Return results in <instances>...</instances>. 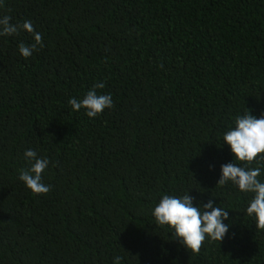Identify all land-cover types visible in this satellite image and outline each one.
<instances>
[{
	"label": "trees",
	"instance_id": "16d2710c",
	"mask_svg": "<svg viewBox=\"0 0 264 264\" xmlns=\"http://www.w3.org/2000/svg\"><path fill=\"white\" fill-rule=\"evenodd\" d=\"M30 20L0 36V264H264V230L246 215L254 193L228 182L223 135L264 115V0H0V17ZM162 65V67H161ZM104 82L114 108L82 100ZM48 158L34 195L24 153ZM229 212L224 240L193 254L157 224L164 194Z\"/></svg>",
	"mask_w": 264,
	"mask_h": 264
},
{
	"label": "clouds",
	"instance_id": "9594fccd",
	"mask_svg": "<svg viewBox=\"0 0 264 264\" xmlns=\"http://www.w3.org/2000/svg\"><path fill=\"white\" fill-rule=\"evenodd\" d=\"M11 20L10 15L0 17V36H12L18 34L21 29L34 36L35 42L31 46L23 42L18 45L19 52L25 59L44 47L42 35L36 32L30 20H25L23 24H13ZM105 86L104 82H98L87 91L82 100L71 98L69 104L72 110L79 111L84 108L90 118H95L105 109L114 108L110 94L97 92V89H103ZM223 140L230 145L235 159L246 165L264 160V115L259 118L252 112L237 115L235 127L224 133ZM24 155L34 163L30 168L20 170L19 179L34 195H47L51 191V185L42 182V173L48 168L49 159L39 158L33 149L26 150ZM221 168L222 175L217 185L223 186L231 182L238 185L242 192L254 193V198L246 209V215L255 218L257 230H264V182L258 179L261 168L241 167L234 163L224 164ZM194 199L188 193L180 197L164 194L155 206L153 216L158 225H167L174 229L172 234L188 250L193 254H199L207 238L211 241L224 240L230 227L224 223V220L229 219V212L223 207H213L214 202L211 199L202 206L194 205ZM122 259L120 256L115 257V264H120Z\"/></svg>",
	"mask_w": 264,
	"mask_h": 264
}]
</instances>
